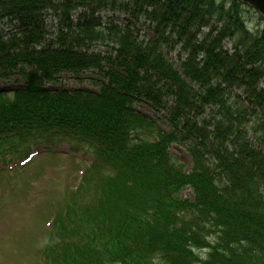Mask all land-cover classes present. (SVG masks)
<instances>
[{
  "label": "trees",
  "instance_id": "obj_1",
  "mask_svg": "<svg viewBox=\"0 0 264 264\" xmlns=\"http://www.w3.org/2000/svg\"><path fill=\"white\" fill-rule=\"evenodd\" d=\"M248 10L0 0V80L16 85L0 92V164L57 136L90 158L36 235L9 241L10 264H264V18L250 30Z\"/></svg>",
  "mask_w": 264,
  "mask_h": 264
},
{
  "label": "rangeland",
  "instance_id": "obj_2",
  "mask_svg": "<svg viewBox=\"0 0 264 264\" xmlns=\"http://www.w3.org/2000/svg\"><path fill=\"white\" fill-rule=\"evenodd\" d=\"M257 16L258 14L252 10L245 11L244 19L250 30L255 29L258 22ZM62 79L67 88L88 86L86 83L69 79L65 74L62 75ZM12 84V82L6 83L0 80V89ZM261 84L264 85V83ZM137 109L144 116H151L146 107L139 106ZM157 126L161 131L167 129L161 123ZM26 146L30 153L39 152L27 167L24 166L26 169L10 173L18 169H11L6 163L0 164V264H10L13 259L9 256L11 250L9 241L19 239L25 232L27 237L36 235L38 226L34 224L38 217L46 216L55 205L64 202L66 192L75 188L81 172L90 159L89 155L83 151L72 152L70 150L73 147L72 143L66 137L57 136L50 142L37 139ZM47 150H50L52 154H46ZM170 153L186 169L190 168L189 155L182 147H172ZM15 157L17 156H12L14 159L20 158ZM29 178L31 179L27 180ZM30 186L32 189H29ZM188 191L183 193L184 196L189 194ZM12 264L26 263L22 259L15 258Z\"/></svg>",
  "mask_w": 264,
  "mask_h": 264
},
{
  "label": "water",
  "instance_id": "obj_3",
  "mask_svg": "<svg viewBox=\"0 0 264 264\" xmlns=\"http://www.w3.org/2000/svg\"><path fill=\"white\" fill-rule=\"evenodd\" d=\"M244 5L254 9L262 17H264V0H239Z\"/></svg>",
  "mask_w": 264,
  "mask_h": 264
}]
</instances>
